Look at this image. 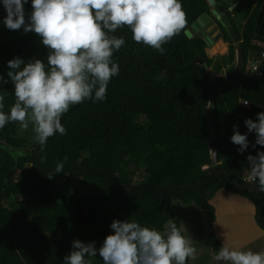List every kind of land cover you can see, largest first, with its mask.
<instances>
[{"label":"trees","instance_id":"trees-1","mask_svg":"<svg viewBox=\"0 0 264 264\" xmlns=\"http://www.w3.org/2000/svg\"><path fill=\"white\" fill-rule=\"evenodd\" d=\"M217 1L239 40L235 45L217 22L229 45L225 57L209 58L204 40L185 34L210 12L207 1L181 0L187 23L163 45V54L136 43L127 27L112 33L123 37L125 45L114 52L119 74L111 79L106 99L72 106L61 118L66 134L50 137L43 151L39 143L26 150V142L16 137L18 122L0 129L5 148L25 152L15 160L0 148V264H64L73 241H94L99 249L114 234L110 226L115 220H134L161 232L170 220L181 227L172 210L174 200L207 211L213 227L212 200L222 189L252 202L255 221L264 231V191L258 180L243 182L250 174L247 157L264 151L252 147L256 135L245 126V120L257 121V114L264 112V75L254 77L246 66L232 82L216 78L234 65L238 47L246 64L252 53H264V0ZM24 8L27 22L32 0ZM6 15L0 0V76L9 81H0V93L6 92L3 111L9 113L15 96L8 62L40 59L47 67L49 50L35 33L9 30L3 23ZM226 52L227 45L217 54ZM211 99L217 166L208 145L206 110ZM139 116L146 123L136 122ZM234 126L248 135L249 148L243 154L231 142ZM65 156L63 171L48 178ZM137 172L144 177L136 184ZM222 246L217 240L214 253ZM92 264H103L98 254Z\"/></svg>","mask_w":264,"mask_h":264},{"label":"clouds","instance_id":"clouds-1","mask_svg":"<svg viewBox=\"0 0 264 264\" xmlns=\"http://www.w3.org/2000/svg\"><path fill=\"white\" fill-rule=\"evenodd\" d=\"M27 2L2 0L7 13L3 23L9 30L23 28L25 33L39 36L49 50L47 67L40 59L8 62L15 102L9 113L4 112L6 92L0 93V129L9 122H18L25 130L31 124L42 151L57 132L66 134L61 118L72 106L106 99L111 79L119 74L114 52L125 45L123 37L112 33L127 27L136 43L163 54V45L187 23L181 0H32L33 10L26 22ZM0 81L9 82L2 76ZM245 126L248 133L256 135L252 147H264V112L257 114V121L245 120ZM231 142L240 146L241 154L249 148L248 135L241 134L237 126ZM67 159L57 161L55 174L48 178L61 173ZM247 160V179L258 180L259 190L264 191V151L249 155ZM110 227L114 234L108 235L99 249L94 241H73L64 264H92L97 254L103 264H186L196 252L191 239L183 234L184 227L174 220L165 225V232L134 220H115ZM214 259L228 264H264V251L240 250L224 243Z\"/></svg>","mask_w":264,"mask_h":264},{"label":"rangeland","instance_id":"rangeland-1","mask_svg":"<svg viewBox=\"0 0 264 264\" xmlns=\"http://www.w3.org/2000/svg\"><path fill=\"white\" fill-rule=\"evenodd\" d=\"M230 0H227L229 2ZM244 15L241 17L243 21ZM216 35V34H215ZM218 37V35H217ZM216 38V37H215ZM221 41L222 39H215ZM223 41V40H222ZM211 49L212 55L209 54ZM217 43L211 48H206L205 52L209 58L225 57L224 55L217 54ZM215 54V55H214ZM214 55V56H213ZM236 66L234 65L219 74L221 77H226L231 73ZM210 72V69H207ZM212 76V75H211ZM136 122L146 123V119L142 116L137 117ZM35 133L32 130V125H29L27 130L23 129L19 123L17 125L16 137L26 142L25 148L31 149L36 146L38 142L34 140ZM253 145V142H251ZM25 150V149H24ZM134 169V168H133ZM142 172H137L133 177L134 182L137 184L143 179ZM220 194H217V198L212 200V204L215 208V221L213 227L209 223V216L207 211L200 209L196 204L189 203L184 204L180 200H174L172 210L174 211L176 218L179 220L181 227H184L183 234L191 239L192 247L196 249L194 257H190L191 264H228V262L217 261L214 259V244L217 240L222 241L226 245V238L228 240V247L232 248V244L240 250H252V251H264V232L259 226L256 225L254 218V205L232 191L221 190ZM236 218H234V211ZM256 225L254 227L258 233L254 231L250 234V227L248 224ZM183 224V225H182ZM240 224L246 225L241 228ZM212 229L219 237L212 236ZM258 229V230H257ZM259 239L260 242L250 244V239ZM253 240V239H252ZM93 261V260H92Z\"/></svg>","mask_w":264,"mask_h":264},{"label":"water","instance_id":"water-1","mask_svg":"<svg viewBox=\"0 0 264 264\" xmlns=\"http://www.w3.org/2000/svg\"><path fill=\"white\" fill-rule=\"evenodd\" d=\"M206 1L209 6L210 12L204 13L203 15H201L190 26V28L185 31L186 36L189 39L201 38L206 43V46L210 48L216 42L215 39L223 40L222 32L219 33L218 37L217 35H214L211 32L212 27L216 28L217 30L216 25L219 23L220 26L225 29V32L230 35V37L232 38V42L235 45H237L239 43V40H238V37L236 35V32L231 24V21L228 15L225 14L223 10L219 7V3L217 0H206ZM245 68H246V60L244 58V54L242 53V50L238 47L236 51V66L234 70L225 77L226 82H232L236 80L242 74V71ZM216 78L220 79L222 77L220 75H216ZM211 104H212V99L210 100V103L206 110V116H207V121L209 125L208 145H209V149L212 150V151L210 150L212 163L214 166H217L219 164L218 163V151L215 146V133L211 126V112H212ZM0 148L6 149L9 153L13 155L15 160L25 155V152L23 153V151L13 152L11 149L9 148L7 149L1 143H0ZM214 153L216 154V156ZM251 191H254V189L252 188Z\"/></svg>","mask_w":264,"mask_h":264},{"label":"built area","instance_id":"built-area-1","mask_svg":"<svg viewBox=\"0 0 264 264\" xmlns=\"http://www.w3.org/2000/svg\"><path fill=\"white\" fill-rule=\"evenodd\" d=\"M258 45H261V44L258 43ZM256 55L257 54H255V53H252L250 55L246 66L248 68V71H249L250 75H252L254 77H257V78H260V77H262L264 75V53H262L261 56H256ZM245 103H247V104H245ZM243 105L247 106L248 102L247 101H243ZM249 175L250 174L248 173V175H245L243 177V182L247 183V184H254L256 182V180L249 181L247 179V177Z\"/></svg>","mask_w":264,"mask_h":264},{"label":"crops","instance_id":"crops-1","mask_svg":"<svg viewBox=\"0 0 264 264\" xmlns=\"http://www.w3.org/2000/svg\"><path fill=\"white\" fill-rule=\"evenodd\" d=\"M224 1V0H223ZM232 9V8H231ZM216 27H217V30H216V28H214V27H212V29H211V32L215 35H219V33H221V29L219 28V26H218V24L216 25ZM222 41V40H221ZM218 43H220V42H218ZM222 46L220 47V48H218L217 49V53L223 48V47H225L226 45H227V52H228V49H229V45L227 44V43H225L224 42V40L222 41ZM225 43V44H224ZM222 190H224V189H222ZM222 191L220 190V191H218L216 194H215V199L217 198V194H220ZM242 198V197H241ZM214 199V198H213ZM243 199H245V198H243ZM245 201H248L247 199H245ZM250 202V201H249ZM252 203V202H251ZM253 204V203H252ZM254 205V204H253ZM234 211V210H233ZM254 211H255V206H254ZM256 212V211H255ZM255 212H254V218H255ZM236 216L237 215H235V211H234V218H236ZM256 222V221H255ZM246 224H248V223H246ZM256 225H257V223H256ZM255 224L254 225H251V224H248V227H250V234H251V232L252 231H254L255 230V232L256 233H258V231H256V229L255 228H257V227H254V226H256ZM240 226H241V228H244L246 225H244V224H240ZM258 226V225H257ZM258 230V229H257ZM262 230V229H261ZM263 231V230H262ZM215 233V231H214V229H212V233ZM264 232V231H263ZM218 235V234H217ZM219 236V235H218ZM252 238V237H251ZM225 239H226V245H228V240H227V238H226V234H225ZM253 239V240H252ZM252 239H250V241H251V243L250 244H255V243H257V242H260V240L259 239H254V238H252ZM224 244V243H223ZM232 244V248L235 246V244L234 243H231ZM225 245V246H226Z\"/></svg>","mask_w":264,"mask_h":264},{"label":"flooded vegetation","instance_id":"flooded-vegetation-1","mask_svg":"<svg viewBox=\"0 0 264 264\" xmlns=\"http://www.w3.org/2000/svg\"><path fill=\"white\" fill-rule=\"evenodd\" d=\"M218 42H222V41L219 40V41H217L216 43H218ZM216 43H215V44H216ZM224 44H225V43H224Z\"/></svg>","mask_w":264,"mask_h":264},{"label":"bare ground","instance_id":"bare-ground-1","mask_svg":"<svg viewBox=\"0 0 264 264\" xmlns=\"http://www.w3.org/2000/svg\"><path fill=\"white\" fill-rule=\"evenodd\" d=\"M216 42H217V41H216ZM216 42H215V43H216ZM215 43H214L212 46H214V45H215ZM210 48H211V47H210Z\"/></svg>","mask_w":264,"mask_h":264}]
</instances>
